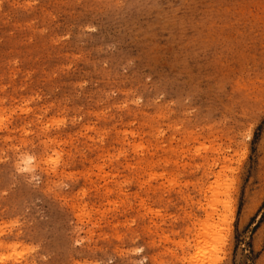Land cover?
Segmentation results:
<instances>
[{"label": "rangeland", "instance_id": "obj_1", "mask_svg": "<svg viewBox=\"0 0 264 264\" xmlns=\"http://www.w3.org/2000/svg\"><path fill=\"white\" fill-rule=\"evenodd\" d=\"M213 172L264 264V0H0V264H165Z\"/></svg>", "mask_w": 264, "mask_h": 264}, {"label": "bare ground", "instance_id": "obj_2", "mask_svg": "<svg viewBox=\"0 0 264 264\" xmlns=\"http://www.w3.org/2000/svg\"><path fill=\"white\" fill-rule=\"evenodd\" d=\"M28 161L29 163L25 167L28 170L35 169L36 165L31 163L30 158ZM146 166L147 164L143 165V167ZM213 177L215 180L211 181L209 185L201 182L199 188L201 197L196 204L200 211L205 214V217L197 216L185 227L186 238L178 245V251L172 252L171 259L167 260L165 264H222L223 257L220 254L224 243L220 241L222 238L220 234L223 231H219V224L229 218H227V214L233 208V201L230 197L229 186L226 196L219 198L217 188L219 187L221 172L216 173ZM211 196L215 199L205 207L203 201ZM150 259L157 262L155 255L150 256Z\"/></svg>", "mask_w": 264, "mask_h": 264}, {"label": "snow or ice", "instance_id": "obj_3", "mask_svg": "<svg viewBox=\"0 0 264 264\" xmlns=\"http://www.w3.org/2000/svg\"><path fill=\"white\" fill-rule=\"evenodd\" d=\"M140 251H143L142 249Z\"/></svg>", "mask_w": 264, "mask_h": 264}]
</instances>
